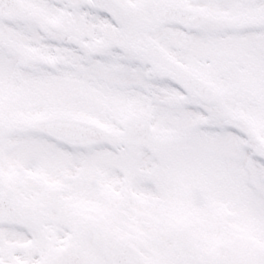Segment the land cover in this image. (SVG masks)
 I'll use <instances>...</instances> for the list:
<instances>
[{
  "label": "snow or ice",
  "instance_id": "snow-or-ice-1",
  "mask_svg": "<svg viewBox=\"0 0 264 264\" xmlns=\"http://www.w3.org/2000/svg\"><path fill=\"white\" fill-rule=\"evenodd\" d=\"M0 264H264V0H0Z\"/></svg>",
  "mask_w": 264,
  "mask_h": 264
}]
</instances>
